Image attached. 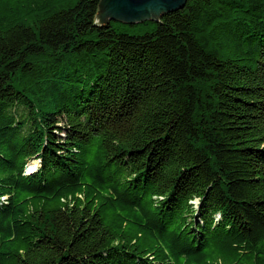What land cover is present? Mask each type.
Here are the masks:
<instances>
[{"label":"trees","instance_id":"16d2710c","mask_svg":"<svg viewBox=\"0 0 264 264\" xmlns=\"http://www.w3.org/2000/svg\"><path fill=\"white\" fill-rule=\"evenodd\" d=\"M100 5L0 0V264H264V0Z\"/></svg>","mask_w":264,"mask_h":264},{"label":"water","instance_id":"95a60500","mask_svg":"<svg viewBox=\"0 0 264 264\" xmlns=\"http://www.w3.org/2000/svg\"><path fill=\"white\" fill-rule=\"evenodd\" d=\"M186 0H101L97 20L125 25L158 22L167 13L180 10Z\"/></svg>","mask_w":264,"mask_h":264},{"label":"rangeland","instance_id":"374dc122","mask_svg":"<svg viewBox=\"0 0 264 264\" xmlns=\"http://www.w3.org/2000/svg\"><path fill=\"white\" fill-rule=\"evenodd\" d=\"M31 164L36 165V162H32Z\"/></svg>","mask_w":264,"mask_h":264},{"label":"bare ground","instance_id":"6f19581e","mask_svg":"<svg viewBox=\"0 0 264 264\" xmlns=\"http://www.w3.org/2000/svg\"><path fill=\"white\" fill-rule=\"evenodd\" d=\"M34 167V165L32 164L31 166H30V168H33Z\"/></svg>","mask_w":264,"mask_h":264}]
</instances>
